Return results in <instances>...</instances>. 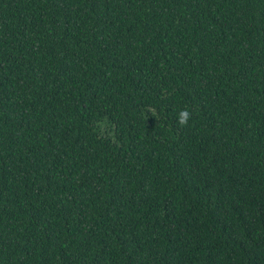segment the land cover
I'll return each mask as SVG.
<instances>
[{
  "label": "trees",
  "instance_id": "1",
  "mask_svg": "<svg viewBox=\"0 0 264 264\" xmlns=\"http://www.w3.org/2000/svg\"><path fill=\"white\" fill-rule=\"evenodd\" d=\"M0 264H264V0H0Z\"/></svg>",
  "mask_w": 264,
  "mask_h": 264
},
{
  "label": "clouds",
  "instance_id": "2",
  "mask_svg": "<svg viewBox=\"0 0 264 264\" xmlns=\"http://www.w3.org/2000/svg\"><path fill=\"white\" fill-rule=\"evenodd\" d=\"M190 113L185 109V110H181L178 113V119H177V124L179 126H185L188 123V120L190 119Z\"/></svg>",
  "mask_w": 264,
  "mask_h": 264
}]
</instances>
